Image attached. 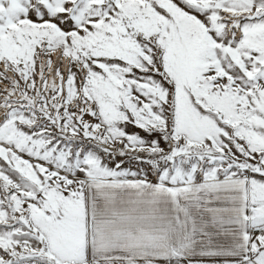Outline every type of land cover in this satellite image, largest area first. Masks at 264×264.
I'll use <instances>...</instances> for the list:
<instances>
[{"label":"snow or ice","instance_id":"6c2138e0","mask_svg":"<svg viewBox=\"0 0 264 264\" xmlns=\"http://www.w3.org/2000/svg\"><path fill=\"white\" fill-rule=\"evenodd\" d=\"M0 264H264V0H0Z\"/></svg>","mask_w":264,"mask_h":264}]
</instances>
